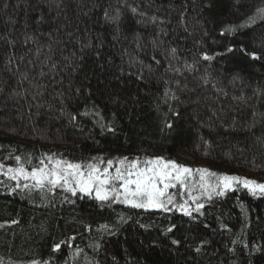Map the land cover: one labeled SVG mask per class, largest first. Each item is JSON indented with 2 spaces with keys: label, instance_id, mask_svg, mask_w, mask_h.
Wrapping results in <instances>:
<instances>
[{
  "label": "trees",
  "instance_id": "1",
  "mask_svg": "<svg viewBox=\"0 0 264 264\" xmlns=\"http://www.w3.org/2000/svg\"><path fill=\"white\" fill-rule=\"evenodd\" d=\"M260 8L264 0H0V164L164 157L264 183ZM0 181L4 264H264V196L240 186L203 198L192 220L61 189L42 200ZM69 237L71 247L52 251Z\"/></svg>",
  "mask_w": 264,
  "mask_h": 264
},
{
  "label": "snow or ice",
  "instance_id": "2",
  "mask_svg": "<svg viewBox=\"0 0 264 264\" xmlns=\"http://www.w3.org/2000/svg\"><path fill=\"white\" fill-rule=\"evenodd\" d=\"M131 11L136 13L137 9L133 7ZM118 15L119 13H117V17H112L105 10L104 19L115 23ZM257 15L264 16V8L257 9ZM255 18V16L249 17V22L254 21ZM225 31L233 32L235 29L229 27ZM86 46L90 47L91 45ZM170 51L175 55L177 50L172 48ZM232 51V48H228V52ZM241 51L245 50L241 49ZM246 54L253 60L260 59L255 53ZM202 59L210 61L214 57L204 54ZM156 62L159 63V61ZM186 67L190 68L191 66ZM176 71L179 72V69ZM140 78H142V74ZM202 79L204 84L208 85L207 77ZM212 87L215 88V84ZM164 96L165 98L169 97L168 90L165 91ZM171 98L176 99L177 97L173 93ZM82 115H88V113H82ZM94 115L99 116L100 114L96 112ZM102 119L97 121L102 131L106 129L114 134L116 128L111 124L105 125ZM76 120L77 114L69 116L70 123L74 124ZM164 128L172 129L173 124L165 121ZM14 159L16 167L6 168L4 164H0V176L15 182V187L11 189L12 192L17 189L21 192L36 191L42 200L46 199L48 194L54 195L55 189H61L73 197L78 194L85 197L94 196L101 205L121 203L132 209L155 210L164 213L175 210L183 216L195 220L196 215L194 214L204 215L202 209L205 205L201 202L203 198L211 201L213 197H224L230 191H236V186L246 189L252 196H264V183L242 176L217 173L206 167L194 169L164 157L143 160L139 157L131 160L124 157L115 163L112 159L93 158V162L81 164L56 159L55 154H52L46 158L47 162L41 159L39 165L31 166V170L25 166V164L32 165L30 159L25 163L21 162L22 158L18 155ZM3 182L0 181V183ZM171 189H177V191L172 192ZM121 220H123L122 217ZM86 227L88 230L91 228V226ZM141 227L146 226L141 225ZM174 228L175 225H171L166 229V232H172ZM98 231L114 234L107 224L100 225ZM74 239L75 237H69L68 241L54 244L52 251L58 252L61 245L66 243L71 247L70 241ZM206 243L207 241H202L201 246L195 250L200 252L201 247ZM172 244H179V241L172 240ZM81 251L82 249L77 248L75 254L78 255ZM254 251H259V249H254ZM0 264H4L2 259H0ZM31 264H48V261L33 260Z\"/></svg>",
  "mask_w": 264,
  "mask_h": 264
},
{
  "label": "rangeland",
  "instance_id": "3",
  "mask_svg": "<svg viewBox=\"0 0 264 264\" xmlns=\"http://www.w3.org/2000/svg\"><path fill=\"white\" fill-rule=\"evenodd\" d=\"M182 202V201H181ZM151 211V210H150Z\"/></svg>",
  "mask_w": 264,
  "mask_h": 264
}]
</instances>
